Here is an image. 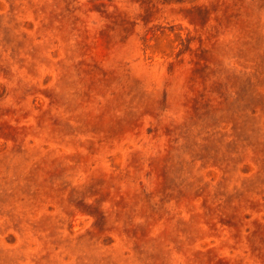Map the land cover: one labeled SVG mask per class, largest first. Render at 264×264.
Instances as JSON below:
<instances>
[{
  "label": "rangeland",
  "instance_id": "374dc122",
  "mask_svg": "<svg viewBox=\"0 0 264 264\" xmlns=\"http://www.w3.org/2000/svg\"><path fill=\"white\" fill-rule=\"evenodd\" d=\"M0 264H264V0H0Z\"/></svg>",
  "mask_w": 264,
  "mask_h": 264
}]
</instances>
